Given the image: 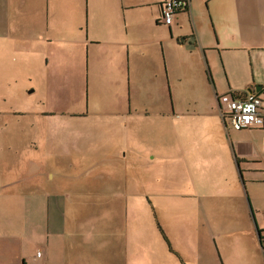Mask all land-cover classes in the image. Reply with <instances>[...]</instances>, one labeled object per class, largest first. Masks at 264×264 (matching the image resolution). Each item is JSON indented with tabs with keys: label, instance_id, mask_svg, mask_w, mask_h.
I'll return each mask as SVG.
<instances>
[{
	"label": "crops",
	"instance_id": "0c3cea01",
	"mask_svg": "<svg viewBox=\"0 0 264 264\" xmlns=\"http://www.w3.org/2000/svg\"><path fill=\"white\" fill-rule=\"evenodd\" d=\"M166 1L0 0V93L27 119L0 124V264H264V122L219 102L261 87L264 119V0H190L170 26Z\"/></svg>",
	"mask_w": 264,
	"mask_h": 264
},
{
	"label": "rangeland",
	"instance_id": "374dc122",
	"mask_svg": "<svg viewBox=\"0 0 264 264\" xmlns=\"http://www.w3.org/2000/svg\"><path fill=\"white\" fill-rule=\"evenodd\" d=\"M16 37V38H14ZM25 39L22 38V36L20 34H15L13 36V38L10 40L11 44L15 43V47L16 50L15 51H11L8 52L7 56H6V61L5 66H4V72L7 73L11 79L17 80L19 79V82L14 83L15 87H17V85L24 84V77L26 76V72H25V64H24V60H25V56H24V46H25ZM27 59L30 63H33L35 60L40 59V56L34 51L33 53H31V50L28 52L27 54ZM65 94L67 96H71L72 92L69 90L65 91ZM20 98L16 99V96L12 97V94L10 93V91L8 92H1L0 93V124L2 123H6L7 125L9 124H22L24 125V123L27 122V119L25 118V116H21L19 114V112H12L10 111V113H8V109L11 108L13 110H16V105L20 102L19 100ZM8 107V109L6 108ZM175 192L178 194L180 193V190L177 186H175ZM18 191L20 192V190L18 189ZM159 196H161L160 194H157ZM16 205L12 206V210L16 209ZM1 214H0V219H5L6 217L9 216L8 213H13L5 211V210H1ZM155 212H153V217L155 218L154 215ZM24 211H18V209L16 210V215L17 218L19 219L22 216V219L24 220L23 217ZM156 214V213H155ZM188 218L190 219H196L198 218V216L192 215L190 214L188 216ZM22 220V221H23ZM28 254L26 255V258L28 259V264H41V261L39 260L38 262L35 260V254L37 251V248L35 246L29 247L27 250ZM19 257V255H18ZM61 259L58 258L56 255L54 256L53 260H52V264H60ZM23 264V262H22Z\"/></svg>",
	"mask_w": 264,
	"mask_h": 264
},
{
	"label": "built area",
	"instance_id": "2783aa9c",
	"mask_svg": "<svg viewBox=\"0 0 264 264\" xmlns=\"http://www.w3.org/2000/svg\"><path fill=\"white\" fill-rule=\"evenodd\" d=\"M190 0H168L162 6L161 22L170 26L178 11H188ZM220 104L228 105L226 116L231 126L237 130H247L264 122L261 112L262 99L257 94H248L243 99H234L230 95L221 96ZM41 256V253L38 254Z\"/></svg>",
	"mask_w": 264,
	"mask_h": 264
},
{
	"label": "water",
	"instance_id": "95a60500",
	"mask_svg": "<svg viewBox=\"0 0 264 264\" xmlns=\"http://www.w3.org/2000/svg\"><path fill=\"white\" fill-rule=\"evenodd\" d=\"M190 43L192 44L193 41H190ZM261 87H258L256 88L255 90H252V89H248V93L251 94V93H258L260 91Z\"/></svg>",
	"mask_w": 264,
	"mask_h": 264
},
{
	"label": "trees",
	"instance_id": "16d2710c",
	"mask_svg": "<svg viewBox=\"0 0 264 264\" xmlns=\"http://www.w3.org/2000/svg\"><path fill=\"white\" fill-rule=\"evenodd\" d=\"M260 233H263V231H260ZM261 245H262V248L264 250V236L263 235H261Z\"/></svg>",
	"mask_w": 264,
	"mask_h": 264
}]
</instances>
